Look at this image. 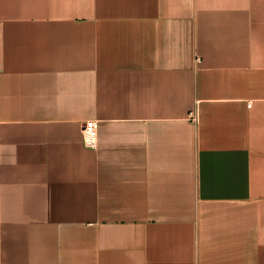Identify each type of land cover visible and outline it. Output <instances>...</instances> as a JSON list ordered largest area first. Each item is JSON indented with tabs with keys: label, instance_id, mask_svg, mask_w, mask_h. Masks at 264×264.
Listing matches in <instances>:
<instances>
[{
	"label": "crops",
	"instance_id": "0c3cea01",
	"mask_svg": "<svg viewBox=\"0 0 264 264\" xmlns=\"http://www.w3.org/2000/svg\"><path fill=\"white\" fill-rule=\"evenodd\" d=\"M0 264H264V0H0Z\"/></svg>",
	"mask_w": 264,
	"mask_h": 264
},
{
	"label": "built area",
	"instance_id": "2783aa9c",
	"mask_svg": "<svg viewBox=\"0 0 264 264\" xmlns=\"http://www.w3.org/2000/svg\"><path fill=\"white\" fill-rule=\"evenodd\" d=\"M249 106H251V104H249ZM190 118L192 121L196 122L198 120V115L193 111L190 113ZM98 126V120L95 119L86 120L83 123V143L86 147L91 149H96L98 147Z\"/></svg>",
	"mask_w": 264,
	"mask_h": 264
}]
</instances>
